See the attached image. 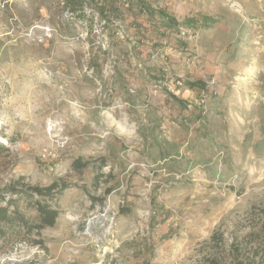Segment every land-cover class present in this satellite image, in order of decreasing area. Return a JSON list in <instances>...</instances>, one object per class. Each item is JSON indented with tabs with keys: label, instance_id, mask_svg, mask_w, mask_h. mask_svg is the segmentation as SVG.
<instances>
[{
	"label": "rangeland",
	"instance_id": "374dc122",
	"mask_svg": "<svg viewBox=\"0 0 264 264\" xmlns=\"http://www.w3.org/2000/svg\"><path fill=\"white\" fill-rule=\"evenodd\" d=\"M0 128V264H264V0H0Z\"/></svg>",
	"mask_w": 264,
	"mask_h": 264
},
{
	"label": "trees",
	"instance_id": "16d2710c",
	"mask_svg": "<svg viewBox=\"0 0 264 264\" xmlns=\"http://www.w3.org/2000/svg\"><path fill=\"white\" fill-rule=\"evenodd\" d=\"M73 165L77 166L78 169L86 166V164L81 163L80 159L74 161ZM11 189V193L18 194L20 196H26V198L28 199H31L34 195L53 199L56 195L55 193H62L66 189V186L65 184L59 185L58 183H54L44 188L29 186L25 189H17L16 187H12ZM7 202L9 205L14 203L13 200H8ZM37 208L40 211L41 215L40 224H30V222L22 214H20L18 210H14L11 212L9 210V207H0V238H4L7 235V228H14V225H16V223H18L20 226H23L28 233H31L34 230L40 231L44 227L53 226L56 223V219L59 216V212L57 210H54L49 206L42 204H38ZM38 243L41 244V242ZM42 247L44 246L42 245Z\"/></svg>",
	"mask_w": 264,
	"mask_h": 264
},
{
	"label": "built area",
	"instance_id": "2783aa9c",
	"mask_svg": "<svg viewBox=\"0 0 264 264\" xmlns=\"http://www.w3.org/2000/svg\"><path fill=\"white\" fill-rule=\"evenodd\" d=\"M0 131H1V128H0Z\"/></svg>",
	"mask_w": 264,
	"mask_h": 264
}]
</instances>
